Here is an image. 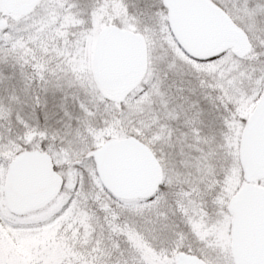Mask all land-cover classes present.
Instances as JSON below:
<instances>
[{
    "label": "snow or ice",
    "instance_id": "obj_1",
    "mask_svg": "<svg viewBox=\"0 0 264 264\" xmlns=\"http://www.w3.org/2000/svg\"><path fill=\"white\" fill-rule=\"evenodd\" d=\"M0 264H264V0H0Z\"/></svg>",
    "mask_w": 264,
    "mask_h": 264
}]
</instances>
